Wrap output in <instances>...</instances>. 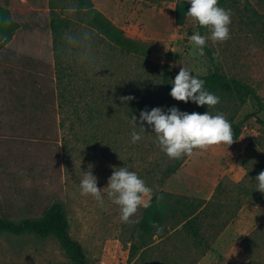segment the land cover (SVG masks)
Wrapping results in <instances>:
<instances>
[{
    "label": "rangeland",
    "instance_id": "1",
    "mask_svg": "<svg viewBox=\"0 0 264 264\" xmlns=\"http://www.w3.org/2000/svg\"><path fill=\"white\" fill-rule=\"evenodd\" d=\"M73 2L65 0L60 4L69 5L60 11V16L75 20L65 31L63 46L78 71L101 74L103 83L117 81L119 86L130 83L136 87L139 81L151 80L165 91L160 86L161 75L165 73L174 80L184 66L195 75L218 70L256 91L262 110L247 101L237 108L235 116L243 127L239 142L245 146L238 161L245 162L247 174L240 184H235L229 175L224 176L222 190L208 212L210 218L205 221L204 233L213 237L244 207L245 211L264 207V193L256 191L255 181L264 171V124L257 121L264 122V27L253 24L245 5L218 0L220 7L231 12L230 37L222 42L213 41L205 27L201 35L207 38L206 46L200 54L189 40L194 32L199 33L196 20L190 17L184 26L176 24L177 0H93L95 7L128 36L152 47L147 57L119 53L113 58L98 32L79 24L76 7H70L77 5ZM249 2L264 15V0ZM50 5L51 0H0V9L10 14L11 23L18 25L11 42L0 49V217L12 221L41 217L54 203H61L70 223V234L82 245L89 264L197 263L203 251L182 248L175 242L176 237L167 238V233L155 236L152 244L141 246L138 222L143 206L125 223L120 219L119 206L107 197V189L103 206L95 198L81 194L80 179L88 170L98 178V187L103 190L113 168L127 166L151 189L144 198L145 204L158 188L184 192L189 181L176 180L167 186L171 175L160 183L169 157L159 147L152 130L132 143L131 132L123 135L113 126L114 122H106L99 131L62 123L57 104ZM166 96L164 92L163 97ZM180 107L189 109L183 103ZM255 112L258 118H246ZM107 118L109 121L112 116ZM215 146L220 156L210 154L206 159L193 161L197 170L201 163L214 167L217 162L226 164L233 158L231 145ZM210 227L213 234L209 236ZM236 232L233 241L218 246L206 264H264V218ZM133 247L137 251L131 256ZM0 264L72 262L54 238L0 234Z\"/></svg>",
    "mask_w": 264,
    "mask_h": 264
},
{
    "label": "trees",
    "instance_id": "2",
    "mask_svg": "<svg viewBox=\"0 0 264 264\" xmlns=\"http://www.w3.org/2000/svg\"><path fill=\"white\" fill-rule=\"evenodd\" d=\"M73 1L77 5H70V7H76L75 12L79 15V24L88 25L97 31L106 46L110 48L113 58L119 53L145 57L150 55L152 47L148 43L128 36L124 30L116 26L95 7L93 0ZM232 1L242 2L253 24H261L264 27V15L260 14L249 0ZM63 2L65 0H51L50 5L51 30L55 53L57 104L59 115L63 120L62 123L70 122L72 125H80L86 130L94 128L99 131L103 129V125L106 122L107 124L114 122L113 126L116 125L123 135L132 133L133 130L144 135V132L148 133L152 130L151 127L144 122L141 126L145 130L141 129L137 123L133 122V115L137 117L139 123V114L142 110L160 107L167 111L172 107H177L180 111L188 113H190L189 109L201 114L208 111L211 115L222 113L231 124L233 142H237L243 132L242 124L235 121L237 108L243 106L247 101H251L258 107V111L262 110L261 98L250 85L220 73L218 70H214L207 75H196L204 81L205 87L210 92L219 97V102L209 108L207 105L198 106L191 101L185 103L175 100L170 95L172 80L165 73L161 75L162 84L160 86L165 88V91H162L159 85H156L155 81L151 80L146 82L139 81L136 83V87L131 86L130 83L119 86L117 81H109L110 83L108 84L103 83V80L99 78L101 74H90L86 70L78 71L72 64L71 56L68 54L66 47L63 46L65 31L75 24L74 19L60 16V11L67 9L69 6L60 5ZM190 7L189 0H177L175 9L177 25L184 26L187 23L190 18L187 15V11ZM11 21L10 14L0 9V49H3L11 42L15 31L18 29V25L11 23ZM196 23L199 33L203 34L205 27L199 25L197 21ZM103 76H106V74ZM164 92L167 94L165 98L163 97ZM126 97H133V99L128 101L122 99ZM182 103L186 104L189 109L180 107ZM107 115L112 116L109 121L107 120ZM257 116L258 112H255L246 118H258ZM257 121L264 124L261 119H257ZM105 128L114 130L108 126ZM78 142L84 143L83 140ZM188 157L169 158L168 165L162 169L163 176L160 179V183H165L168 177L176 174ZM242 165L244 166L245 162ZM262 166L264 167V161H262ZM213 201L214 199L206 202L166 192L162 188H158L146 203L147 206H143L142 215L138 222V227L141 231V246L146 247L148 244H152L151 242L155 236L167 233L171 226L176 228L181 224H184L181 227L182 229L188 231L195 239H198L201 237V229L197 223L201 214L206 215L210 211ZM199 210H201L200 213H198ZM213 216L217 217L214 213ZM0 234H9L15 237L30 235L38 238H54L72 264H89L82 245L70 234V223L65 208L61 203H54L41 217L27 218L21 221H12L8 218L0 217ZM136 251L137 248L133 247L131 256ZM226 264L235 263L228 261ZM247 264L262 263L251 262Z\"/></svg>",
    "mask_w": 264,
    "mask_h": 264
},
{
    "label": "clouds",
    "instance_id": "3",
    "mask_svg": "<svg viewBox=\"0 0 264 264\" xmlns=\"http://www.w3.org/2000/svg\"><path fill=\"white\" fill-rule=\"evenodd\" d=\"M191 7L187 15L196 20L202 27H207L213 41H225L230 37L229 25L231 24V12L219 6L218 0H189ZM206 37L194 32L190 42L197 48L200 54L204 53ZM170 95L177 101L188 103L189 101L198 106L211 107L219 102V97L210 92L202 79L198 78L189 68L181 67L171 83ZM125 101L133 97L122 98ZM132 120L141 126L144 122L151 127L156 141L161 150L172 159L191 156L194 150H204L209 146L226 143L233 144V133L230 122L222 113L211 115L206 113L182 112L177 107L164 111L160 107L151 110H142ZM142 139V134L136 130L131 133L132 143ZM256 191L264 193V171L257 177ZM80 191L84 196H91L103 206L104 190L107 189V197L119 206L120 219L127 223L133 217L139 207L147 205L144 198L151 189L146 185L135 171L127 166L114 167L108 185L103 190L98 187V178L91 170L84 171L80 179Z\"/></svg>",
    "mask_w": 264,
    "mask_h": 264
},
{
    "label": "crops",
    "instance_id": "4",
    "mask_svg": "<svg viewBox=\"0 0 264 264\" xmlns=\"http://www.w3.org/2000/svg\"><path fill=\"white\" fill-rule=\"evenodd\" d=\"M244 149L245 146L239 141L234 142V144H231L230 150V154L233 158L227 161L226 164H224V161L223 163L221 161L217 162V164L212 167V165L209 166L201 163L198 165V170L197 166H194V162L196 160L200 161L203 157L206 159L210 154H213L216 158H218L220 156V150L215 145L209 146L203 151L196 150L167 183V186L168 184L172 186L176 180H179L180 182H184V180H186L189 181V186L186 190H184V192L172 190L170 193L184 195L206 202L215 199V197L219 196V193L222 190L220 188H222L221 184L224 176L229 175L235 184H240L244 180L247 171L246 168L238 161V158L242 155V151ZM201 210H199L198 213H200ZM208 218H210L208 213L206 215L201 214L200 220L197 223L201 229V237L198 239H195L188 231L181 228L184 224H181L174 229H169L167 234L164 233L167 238H172V236L176 237L175 242H177V244H179L182 248H192L197 251H203L204 254L199 255V258L196 260L197 263L195 262V264H206L211 259L214 254V250L217 249L218 246H223L224 244L233 241L234 237L238 235L236 231H241L244 226L252 224L259 218L263 219L264 207L255 206L252 207V209H246V211L245 207L242 208L233 221L223 230L216 233L213 237H207L204 233L205 221ZM209 229L210 231L208 235L210 236L213 233L211 230L212 228L210 227Z\"/></svg>",
    "mask_w": 264,
    "mask_h": 264
}]
</instances>
